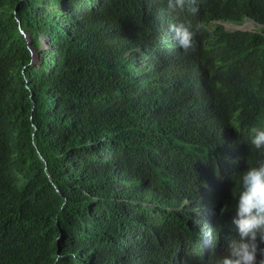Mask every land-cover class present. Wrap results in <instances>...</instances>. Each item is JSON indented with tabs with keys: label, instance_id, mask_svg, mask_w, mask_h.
Listing matches in <instances>:
<instances>
[{
	"label": "trees",
	"instance_id": "1",
	"mask_svg": "<svg viewBox=\"0 0 264 264\" xmlns=\"http://www.w3.org/2000/svg\"><path fill=\"white\" fill-rule=\"evenodd\" d=\"M148 5L0 0V264H189L181 245L205 250L194 200L223 180L216 135L189 107L197 58L157 48L168 29ZM208 18L259 24L224 31L230 66L213 79L219 111L241 104L232 132L246 144L264 128V0H217ZM23 29L47 40L37 64ZM224 173L238 197L241 174Z\"/></svg>",
	"mask_w": 264,
	"mask_h": 264
},
{
	"label": "clouds",
	"instance_id": "2",
	"mask_svg": "<svg viewBox=\"0 0 264 264\" xmlns=\"http://www.w3.org/2000/svg\"><path fill=\"white\" fill-rule=\"evenodd\" d=\"M147 2L151 4L148 9L155 28L158 31L168 29L167 40L155 41L157 48L168 46L172 51V63H180L184 67L197 58L195 73L186 76L192 78L194 83L188 98L189 107L193 113V104L199 103L203 113L210 114L211 131L216 135L215 147L218 149L214 160L223 179L206 180L203 187L207 190L194 200L200 204L196 221L204 230L205 250L199 252L193 247L187 252L186 244L177 250L187 256L189 264H196V259H203L213 253L221 242V250L215 253L217 256L214 255L211 264H264V128L251 129V135H246L248 142L243 144V140L232 132L241 104H235L231 114L219 111L213 82L216 74L230 66L224 31L251 32L256 31L259 24L253 19H248L244 24L220 18L209 19L217 0ZM175 78L182 82L184 77ZM225 129L231 140L223 138ZM259 152L260 160L256 156ZM224 172L241 174L238 197L229 187ZM230 217H233L236 235L228 240L225 228ZM63 259V255H55L53 264H61ZM72 259L76 260L75 255Z\"/></svg>",
	"mask_w": 264,
	"mask_h": 264
},
{
	"label": "water",
	"instance_id": "3",
	"mask_svg": "<svg viewBox=\"0 0 264 264\" xmlns=\"http://www.w3.org/2000/svg\"><path fill=\"white\" fill-rule=\"evenodd\" d=\"M23 32L26 34L27 38L29 39V41L31 43V50H32V54H33V60H32L31 64H37L38 61L40 60L41 50L49 47L47 40H46V38H43L42 45L40 47H34L32 45L33 35L25 29H23Z\"/></svg>",
	"mask_w": 264,
	"mask_h": 264
}]
</instances>
